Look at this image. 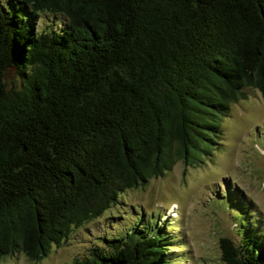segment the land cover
<instances>
[{
  "label": "trees",
  "instance_id": "obj_1",
  "mask_svg": "<svg viewBox=\"0 0 264 264\" xmlns=\"http://www.w3.org/2000/svg\"><path fill=\"white\" fill-rule=\"evenodd\" d=\"M244 88L264 96V0L0 2V259L40 260L122 192L202 160ZM151 223L68 264H172ZM220 243L218 264H264L254 236Z\"/></svg>",
  "mask_w": 264,
  "mask_h": 264
},
{
  "label": "rangeland",
  "instance_id": "obj_2",
  "mask_svg": "<svg viewBox=\"0 0 264 264\" xmlns=\"http://www.w3.org/2000/svg\"><path fill=\"white\" fill-rule=\"evenodd\" d=\"M37 19L41 30L65 21L60 14ZM244 91L246 98L231 103L221 117L220 134L202 160L189 164L178 159L145 186L122 192L116 203L74 228L42 259L16 254L0 264H68L84 259L108 237L148 228L153 219L167 234L166 256L172 264H218L222 237L242 245L254 236L264 244V96L254 88Z\"/></svg>",
  "mask_w": 264,
  "mask_h": 264
}]
</instances>
